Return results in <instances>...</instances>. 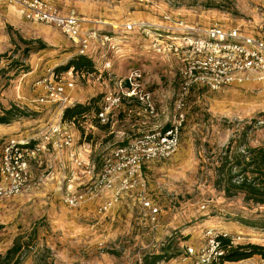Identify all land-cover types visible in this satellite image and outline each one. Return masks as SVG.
Instances as JSON below:
<instances>
[{
  "label": "rangeland",
  "instance_id": "374dc122",
  "mask_svg": "<svg viewBox=\"0 0 264 264\" xmlns=\"http://www.w3.org/2000/svg\"><path fill=\"white\" fill-rule=\"evenodd\" d=\"M50 1L65 14L81 18L83 33L97 31L102 37H110L119 47V54L102 48L98 41L94 44L97 47L96 72L58 73L56 69L72 59L68 58L69 54L77 52V45L60 29L32 23L20 16L17 5L0 2V101L4 93L9 99H15L8 104L0 102V111L18 107L26 115L12 123L21 124L19 132L15 133H42L58 124L62 117L58 105H41L34 101L37 99L34 83L27 82L26 78L32 71L30 63L34 70L37 68V73L43 70V66L37 67L39 63L44 62V67L51 65L44 78L52 79L54 74L55 82L72 80L75 85L72 92L87 98L91 93L100 102L108 90L122 95L129 87L125 83L128 74L119 76V66L122 70L129 66L126 69L129 72L140 68L137 64L149 67L154 63L161 71L157 81L149 75L145 77L142 70L140 90L151 96L155 113H143L141 109L145 107L132 102L129 107L136 111V117L124 126L125 137L111 133V123L106 131L96 126L92 130L90 121L84 129L89 130L91 136L80 140L83 128H79V132L72 124L65 123L78 132L76 148L84 146L85 156L98 166L96 173H100L106 163H112L117 147L128 145L149 134L148 131L169 129L177 114L176 103L183 94L181 71L185 65L181 57H162L158 45L168 42L167 36L176 39L187 35L176 29L150 26H138L127 32L125 25L135 22L178 28L184 23L204 29L239 28L264 37V0ZM42 27L50 29V33H44ZM40 45L45 46L39 53L42 58L37 55ZM123 53L125 58L121 56ZM146 55L153 56L146 60ZM107 62L112 67L110 76L104 72ZM78 101L72 99L70 106L80 104ZM184 112L177 150L170 158L154 161L143 170L144 194L159 209L154 223L140 202L142 188L141 192L128 193L106 214H100V207L110 198L107 193L77 208L67 206L64 195L86 190L70 187L74 186L70 182L71 160L66 153L50 150L31 162V190L0 200L3 227L0 255H5L18 243L23 246L22 264H137L141 263L144 253H159L164 247H170L171 253L178 256L162 264H184L190 258L187 248L203 244L207 229L242 238L238 243L264 245V207L246 204L242 195L228 199L214 184L220 151L230 140L240 142L241 151L248 145L264 148V82L233 85L219 91L194 87L186 97ZM120 127L119 123L113 131ZM243 133L245 140L238 137ZM6 137L9 136L0 138V149ZM92 182L95 183L91 188L99 190L95 179L87 183L88 187ZM248 221H261L258 223L263 225L251 227ZM226 264H248V261Z\"/></svg>",
  "mask_w": 264,
  "mask_h": 264
},
{
  "label": "built area",
  "instance_id": "2783aa9c",
  "mask_svg": "<svg viewBox=\"0 0 264 264\" xmlns=\"http://www.w3.org/2000/svg\"><path fill=\"white\" fill-rule=\"evenodd\" d=\"M0 2L19 7L22 18L32 23H42L56 27L73 43L77 45L78 56H85L93 61L92 45L100 42V46L118 54L119 47L108 36H100L97 31L82 32V19L74 14H65L55 4L47 0H0ZM138 26H150L164 30H178L187 36L172 38L160 43L158 53L162 57H181L184 68L181 71V87L183 94L177 104V114L172 126L167 130L148 132L128 145L117 147L113 152L112 163H106L100 173L97 165L85 156L84 146L76 148V136L63 126L62 117L58 124L50 126L42 133L30 136L12 135L6 137L0 149V200H7L23 195L31 190V162L47 152L67 155L71 160L72 171L70 187L84 193L66 194L64 203L77 208L89 200L110 194V198L100 207V214H106L128 193L141 192L140 202L148 211L149 218L154 223L159 214L156 208L144 194L146 184L143 170L146 165L170 158L179 146L181 125L185 119L186 97L194 87H204L219 91L224 87L242 85L245 83L264 82V37L245 33L239 28L223 29L215 27L204 29L197 26L180 23L178 28H165L161 25H148L135 22L125 25L127 32ZM102 39H99V38ZM159 42V41H156ZM106 62V61H105ZM187 62V64H186ZM111 63L104 65V72L110 76ZM99 74L103 72L99 71ZM45 78L42 83L44 94L35 102L38 104H53L61 108L71 105L69 92L75 88L74 81L55 82ZM143 77L141 68L131 69L125 83L129 85L122 95L106 93L103 97L97 119L100 125L110 124V118L125 99H137L144 105L149 114L155 113L154 104L149 94L140 90ZM122 85V83H120ZM141 101V102H140ZM63 115V114H62ZM86 123L85 125H87ZM94 128V125H90ZM86 133L90 132L85 130ZM86 146V144H85ZM98 181L100 189L91 188ZM81 186H84L81 187ZM76 192V191H75ZM228 235L207 229L205 241L199 246L187 248V255L193 259L192 264H212L224 255L220 237ZM230 237V236H229ZM237 244L242 238L230 237Z\"/></svg>",
  "mask_w": 264,
  "mask_h": 264
},
{
  "label": "trees",
  "instance_id": "16d2710c",
  "mask_svg": "<svg viewBox=\"0 0 264 264\" xmlns=\"http://www.w3.org/2000/svg\"><path fill=\"white\" fill-rule=\"evenodd\" d=\"M45 48L40 45L39 51ZM72 70L74 73L92 74L96 72V68L92 59L85 56H76L72 58L65 66L56 69V72H67ZM102 101V100H101ZM100 99L93 98L88 104H76L68 106L64 109L62 122L72 124L80 133V140L86 139L92 133H86L84 125L88 122L96 127L106 129L108 125H100L97 114L101 107ZM94 115L92 120L90 116ZM26 115L18 108L11 107L0 111V125H10ZM85 120V124H84ZM83 121V122H82ZM80 132V131H79ZM245 140V133L238 136ZM235 139L230 140L229 144L220 151L219 163L215 168V188L223 192L228 199L238 195L243 196V200L248 205L264 207V148L250 147L248 145L241 151ZM261 221H248V226L257 227L263 225L258 223ZM247 224V223H246ZM3 227L0 225V231ZM221 246L224 255L219 261L212 264L237 263L249 260L254 256H260L264 261V245L254 243H232L230 237H220ZM22 248L21 244H14L5 255H0V264H22ZM178 255L171 253L170 247H164L159 253L146 252L142 255L141 263L137 264H162Z\"/></svg>",
  "mask_w": 264,
  "mask_h": 264
},
{
  "label": "crops",
  "instance_id": "0c3cea01",
  "mask_svg": "<svg viewBox=\"0 0 264 264\" xmlns=\"http://www.w3.org/2000/svg\"><path fill=\"white\" fill-rule=\"evenodd\" d=\"M47 1L52 2L50 0H47ZM42 31L44 33H50L51 30L48 29L47 27H42ZM96 48L94 47V45H92V50L91 51L93 53V55H92L93 56V62H95L94 58L97 57V55L95 53V49ZM39 53H41V51H38V53H37L38 57H39ZM76 56H78L77 52L73 51L71 54H69L68 58L71 59V58H74ZM121 56L123 58H125L126 55H125V53H123ZM151 56H153V55H150V56L146 55L144 58L146 60H147V58H149V60H150V58H152ZM155 57L156 56H154V59H157ZM39 58H42V57H39ZM43 63L44 62L39 63V65L37 66V67H39L40 65L43 66V70H41L39 73H37V68L34 70V68H33L34 65L30 63L32 71L29 72L28 74H26L27 82L34 83V87H35L34 95H36L37 99L40 98L41 96H43V94H44L43 86H42V83H40V82L43 79H45L44 77H46L45 71H46V69L49 70L52 67L51 65H48L47 67H44ZM52 64H54V66H57L56 63H52ZM136 64L137 63H135L134 65H136ZM124 65H125V63H124ZM119 67H120V69H119V74L120 75L119 76L125 77L131 71V69H130L129 72L126 70L129 67L127 65H126L127 68L124 69V70H122L121 66H119ZM137 67H140L142 70H144L143 72H145V77L149 75V76H151V78L153 80L156 79L157 81H159L158 75H159V73H161V71H160L159 67L157 65H155L154 63H153V65H150L149 67H146L145 65H140V64L138 65L137 64ZM74 92L75 91L72 92V90L69 92V96L71 98V103H72V99H77V100L79 99L78 103L83 104L84 102H87L89 99H92L94 97L91 93H90V98H87L84 95L81 97V95L79 93H74ZM108 92H110V90H108L106 93H108ZM86 94H88V93H86ZM32 100H34V99H31V101ZM0 102H1V104H8L10 102H15V99H14V97L12 99H9L8 95L4 93ZM124 102H126L127 104L124 103ZM124 102L122 103V105L118 109L115 110L114 114L110 118V123H111L110 129H112L111 133H117V135H121L123 137H125L126 136L125 133H127L126 130L124 129V126L126 124H128L129 122L131 123L136 117V115H135L136 111L133 108H130L129 105L132 102H136L137 104L141 105V103H139V101H137V100L135 101V100L125 99ZM117 110L119 112H118V115L116 116V111ZM141 110L143 111V113L146 112L144 109H141ZM62 114H63V111L60 113V115L62 116ZM137 115H140V114H137ZM119 123L121 124V127L118 130H114L113 131L115 126L117 124H119ZM20 125L21 124L19 122H16V123L11 124V125H0V138H2L4 136H12V135H18V134L25 135V136H30L31 133H15V132H19L18 130L20 128ZM63 126L66 127L69 130L70 133H73L74 136L77 137V135H78L77 133L78 132L74 129V127L67 126V124H63ZM108 128H109V126L106 129H103V130L106 131ZM91 129L94 130V128H91ZM156 130H158V129H155V130H152V131H156ZM159 130H162V129H159ZM152 131H148V132H152ZM148 132H146V133H148ZM32 134H34V133H32ZM91 154H92V150L90 151L89 155L91 156ZM247 261H248V264L258 263V261H261L264 264V261L259 256H255V257H253V258H251V259H249ZM184 264H192V259L191 258L187 259Z\"/></svg>",
  "mask_w": 264,
  "mask_h": 264
}]
</instances>
